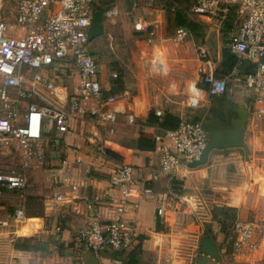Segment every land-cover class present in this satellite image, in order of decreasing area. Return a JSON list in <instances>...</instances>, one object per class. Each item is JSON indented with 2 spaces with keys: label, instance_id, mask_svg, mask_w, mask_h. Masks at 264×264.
Returning a JSON list of instances; mask_svg holds the SVG:
<instances>
[{
  "label": "crops",
  "instance_id": "1",
  "mask_svg": "<svg viewBox=\"0 0 264 264\" xmlns=\"http://www.w3.org/2000/svg\"><path fill=\"white\" fill-rule=\"evenodd\" d=\"M99 1L101 4L102 1ZM141 3V0H132L129 8L122 9L117 4H113L108 8H104V6L102 8L101 5L99 6L101 10L98 9L103 13V20L116 18L105 15L106 11L115 6L120 9V14L117 17L132 14V17L126 18L130 21V29H132V55L129 53L127 56L117 55L112 63L105 62L102 67L98 62L102 71L101 78L103 76L102 84L105 93L116 95L119 99L116 105L119 111L116 127L118 134L116 132V134H111L108 127L99 126L90 117L72 120L70 131L66 134L46 131L43 139L45 160L42 163L35 161L29 168L22 171L27 175L28 181H30V172L35 178L42 180L44 178L48 194L37 192L40 188L39 185H36L35 190L25 193V198H21L16 192L6 190L2 191L0 195L2 198L6 193L13 194L19 200L14 205L13 213H10L5 221L4 230L0 231V241L7 240L11 245L10 255L0 259V264H84L83 253L87 250L82 249L79 243V233L87 227L91 211L98 213L103 220L108 219L109 211L106 206L110 193L119 192L118 189L113 191L109 177L120 165H117L114 160L108 159L102 150H99L96 155L91 153L92 151L85 145L83 131L77 132L79 128L85 131H89V127L92 128L94 135L87 136L90 142L103 141L107 146L118 148L123 144L120 142L123 139L120 130L132 126L131 165L135 168L137 180L132 203H139L140 207L129 209L127 218L135 221L137 239L126 251L110 249L99 254L101 264H128L131 260L132 264H135L134 262L136 264H154L152 260L161 255L163 250L159 249L156 239L167 236V231H204V223L208 224L211 221L207 219L202 222L198 214L204 213L207 210L205 206H209L207 201L203 200V188L212 184L213 181L221 182L217 187L219 192L216 194H224V190L227 191L225 197L223 196V203L220 204L237 211L239 224H251L255 231H264V191L259 188L256 177L253 176V179L251 175L246 177L248 172L245 166L239 167L238 172L234 173L226 167L222 171L228 161L238 162L236 160L239 156L235 159L230 158L231 155H237V152L229 156L212 154L207 166L181 169L174 174L160 172V150L163 145L170 143L167 141L156 142L155 139L170 131L164 126L166 115L177 118L181 124L183 121H199L198 117L205 109H208L207 112L212 111L215 100H219L223 108H226L225 102L227 101L232 105L245 106L250 111L245 134V142L249 144L250 130L252 125L255 126L256 121L263 117L264 106L255 104L254 90H252L253 100L246 94L249 85L230 80L225 93L214 94L210 85L205 81L204 75L200 71V68H206L200 55L201 49L213 61L217 77L226 78L230 74L229 71L233 69L227 66L228 62L224 54L227 37H222L219 29L216 33L212 31L207 33V30H204V33L198 38L191 35L185 42L178 43L173 39L176 31L172 35L168 33L166 11L154 3L147 6H143ZM198 18L192 19L203 24L204 28L210 27L214 22V20ZM236 23L234 22L233 25ZM240 25L241 21L239 29ZM155 27H157V37L153 43H148L147 39ZM12 29L15 35L21 34V29L17 32L14 25ZM238 31L230 32V36ZM104 34L92 41H99ZM106 34L111 36V38L109 37L110 46L113 48L114 39L117 40V32H113V36L116 35L115 38L112 37V33ZM94 58L96 59L95 56ZM127 59H132V64L131 60L130 63H127ZM96 60L98 61V59ZM67 67L76 68L71 62H61L42 71L55 83V90L48 94L52 99L63 104H68L73 95L67 99L66 97L59 98L55 96V93L59 90L58 83L62 80L65 85L67 81L62 78L67 75ZM256 68V63L246 60L240 69V75L244 77L249 74L245 71L251 70L250 73H254ZM121 69L124 70L126 76L124 86L120 87L114 84L113 80L116 78L113 75H118ZM76 72L79 79L77 68ZM193 86L201 92V97L193 93ZM12 97L14 99L15 95ZM33 102L43 104L38 99L22 101L18 104L23 117L26 116L29 106ZM3 109L4 105L0 101V113ZM157 111H161L163 115L158 116ZM260 111H263L261 117ZM129 114L135 115L136 122L133 125L128 123ZM141 139H144L143 143L146 146L144 149L139 147ZM152 145L154 147L150 148L149 146ZM0 148L12 154L17 152L20 156L19 166H0V171L21 170L22 149L16 143L12 146L3 145L1 140ZM229 150L232 149L216 151ZM248 159H250V151ZM67 166L69 169H64ZM217 170L221 172L220 176L217 175ZM66 177L69 178L68 182L65 181ZM226 181H234L236 184L232 186ZM145 188H151L154 194L139 196ZM58 194H65L66 202L64 201L57 208L52 209ZM35 201L40 202V205L44 207L45 214L39 217H28L26 215L27 207ZM74 203L79 205L77 209ZM163 206L167 210V216L164 217L160 216L158 212L159 208ZM22 207L25 212V218L22 220L27 222L19 225L12 224L14 221H22L14 218L15 211ZM215 207L216 205L209 209L213 217L216 211ZM0 208L5 209L6 205H0ZM190 213L193 215H191V219H187V214ZM158 226L161 230H158ZM213 230L218 231L219 229L216 226L214 228L210 226L207 231ZM21 239L30 240L31 245L36 249L26 251L16 249L15 244ZM224 251V255L228 258Z\"/></svg>",
  "mask_w": 264,
  "mask_h": 264
},
{
  "label": "built area",
  "instance_id": "2",
  "mask_svg": "<svg viewBox=\"0 0 264 264\" xmlns=\"http://www.w3.org/2000/svg\"><path fill=\"white\" fill-rule=\"evenodd\" d=\"M188 14L216 20L221 25L236 12L241 21L240 29L229 38V49L236 57L235 69L226 77L219 78L213 61L201 49L200 55L206 68H200L205 81L214 94L225 93L228 81L249 85L255 93V104L264 106V0H189ZM15 13L14 26L21 34L15 35L12 27L3 17L4 0H0V101L4 105L0 113V140L3 145L16 143L23 152L22 169L0 171V195L2 191H13L25 198L29 185L24 169L35 161L45 160L43 139L46 131L66 134L74 119L90 117L111 134L116 132L119 111L116 95L105 93L102 71L98 61L90 53L92 18L97 11V0H11ZM118 7L106 11L107 17H117ZM185 27H179L173 39L185 42L191 37ZM157 27L147 41L153 43ZM248 60L256 63L254 73L242 77L240 69ZM61 62H71L79 73V86L68 104L55 101L48 92L55 90L51 77L44 69ZM115 78L117 74L113 75ZM15 95V100L12 96ZM38 99L43 104L31 103L23 117L18 104ZM260 117L263 111H260ZM162 116L161 111H157ZM135 115H128V123L135 124ZM210 135L201 121H183L175 130L157 136L156 142L163 145L160 172L174 174L189 168L199 161L208 146ZM64 169H69L65 167ZM65 181H69L66 177ZM111 192L106 208L107 220L98 213L90 212L89 223L79 233L82 249L94 251L97 255L110 250L126 251L137 239L135 221L127 218L129 209H138L139 203H132L134 186L137 183L135 168L131 164L118 166L110 175ZM151 188L141 191L142 195H153ZM65 194L55 198L57 208L66 202ZM76 204V203H74ZM78 204L75 205L77 209ZM160 216H167L165 207L159 208ZM16 220L25 218L24 207L17 209ZM59 230V229H58ZM228 250H232L234 264H264V231H255L251 224H239Z\"/></svg>",
  "mask_w": 264,
  "mask_h": 264
},
{
  "label": "rangeland",
  "instance_id": "3",
  "mask_svg": "<svg viewBox=\"0 0 264 264\" xmlns=\"http://www.w3.org/2000/svg\"><path fill=\"white\" fill-rule=\"evenodd\" d=\"M97 0V3L95 5V8L97 11H99V6L102 5V8H108L111 7L113 4H117L120 6V8H129L131 7L132 0ZM179 1L183 6L189 5V0H176ZM141 4L143 6H147L150 3H154V5H157L159 7H162L167 15L173 7L171 5V0H141ZM2 14L3 17L6 19V22L8 25L13 26L15 22V13L13 11V4L11 0H4V6H3ZM132 17V14H124L121 17H116L115 19H104V27L106 29V33H112V37L115 38L116 35L113 36V32H117V40L114 39V46L113 48L110 46L111 36L108 34H104L103 37L100 38L99 41L91 40L90 43V53L98 59V62L100 63L101 67L102 64L105 62L110 64L112 63L117 55H132V29H130L131 24L130 21L126 18ZM192 18H198V17H192ZM114 20V21H113ZM199 20V18H198ZM231 20H234V22H237L235 25L232 24H225L222 25L218 23V21L214 20L212 25L210 27L203 28V31L207 30V33L209 31H212L213 33H216L217 29L220 30V34L222 37L228 36L230 37V32H236L239 30V23L238 15L236 12L233 13V16ZM238 20V21H237ZM132 22V21H131ZM233 22V23H234ZM219 24V25H218ZM237 26V27H236ZM204 33V32H203ZM229 42V41H228ZM118 44V45H117ZM129 53V54H128ZM131 64H132V59ZM130 60L127 59V63H130ZM66 76L62 77L63 79H66L65 85L63 81L61 80L58 84L59 90L55 93V96L57 97H68L75 94L77 91V88L79 86L80 80L77 78V72L76 68H70L67 67ZM103 78V76H102ZM74 87V88H73ZM76 87V88H75ZM253 89L249 87L247 89L246 94L252 98H254L253 95ZM250 100V99H249ZM83 131L84 137H85V145L88 147L91 153L94 155L98 154L99 150H102L105 155H107L108 159L114 160V162L117 163V165H125V164H132V126H127L124 129L120 130L121 138L123 137L120 142L121 147L118 148H112L111 146H107L103 141L99 142H90L87 136H93L94 133L92 131V128L89 127V131H85L84 129H77V132ZM92 131V132H91ZM105 132V131H104ZM103 132V133H104ZM117 133V131H116ZM115 133V134H116ZM118 134V133H117ZM120 138V139H121ZM126 138V139H125ZM248 149L250 151V159L247 160L245 156L244 149H232L229 151H213V155L215 154H222L223 156H229L230 154L236 153L237 155H231L230 158H237L236 161L233 162L228 161L227 164L223 166L222 171L226 167L230 172H238L239 167H246V170L248 172L246 177H256V181L259 184V188L263 189L264 191V115L260 120L256 121V125H252V129L250 130L249 136H248ZM15 149V148H14ZM16 151V150H14ZM212 154L210 156V159L212 157ZM20 165V156L17 154V152L9 153L0 148V166L3 167H17ZM207 166V165H206ZM31 173V172H30ZM29 173L30 181L29 186L26 190V193L31 190H35V186L39 185V191L42 194L47 195L48 194V188L44 184V178L38 179L35 178L33 175ZM220 173L217 170V175ZM223 174V173H222ZM224 175V174H223ZM32 177V178H31ZM249 181V180H248ZM255 181V180H254ZM227 184H232L234 186L236 183L234 181H226ZM221 182L213 181L212 184L207 185L204 187V195L203 200H206L209 206L206 207V211L204 213H199L198 216L200 220L203 222L207 219L211 221V223H204V231H167V236H161L156 239V243L158 242L159 249H163L161 252V255L155 257L154 264H197V259L200 256L199 252V246L200 242L203 236L207 235L209 232L212 235L213 238H215L216 242L218 243V246L221 250L224 249L225 246H228L231 243V239L234 237L237 228H238V213L236 210L224 206L220 203H223L224 201V195L227 193L226 190H224V194H216L219 192V189L217 188ZM213 185V186H212ZM233 190V189H232ZM209 194V195H208ZM41 195V194H40ZM224 196V197H223ZM44 197V196H43ZM14 201V202H12ZM19 202L16 195L6 193L4 197L1 198L0 196V205H6V208H0V231H3L5 227V221L8 219L9 214L13 213L14 205H16ZM217 202V204H216ZM214 205H216L215 210L218 211V206L225 207L224 214L221 216L220 220H217L213 217L212 213L209 211V209L214 208ZM202 210V209H201ZM204 211V210H203ZM212 211V210H211ZM202 212V211H201ZM45 214V209L42 205H40V202L35 201L34 203H31L27 207L26 215L28 217H39ZM191 215L193 214H187V219H191ZM11 218V217H10ZM13 218V214H12ZM13 220V219H11ZM24 221V222H23ZM26 220L13 222L12 224H24L26 223ZM185 226V225H183ZM210 226H216L218 227V231H207ZM161 247V248H160ZM229 248V247H226ZM227 253V256H224V263L223 264H233V257H232V250L229 249L227 252V249L224 251ZM11 253V245L10 242L7 240L0 241V259H4V257H8ZM150 261V263H152Z\"/></svg>",
  "mask_w": 264,
  "mask_h": 264
},
{
  "label": "water",
  "instance_id": "4",
  "mask_svg": "<svg viewBox=\"0 0 264 264\" xmlns=\"http://www.w3.org/2000/svg\"><path fill=\"white\" fill-rule=\"evenodd\" d=\"M104 32L103 13L96 11L92 18L91 40L104 34ZM225 105L226 108H223L221 102L215 100L212 111L207 112L208 109H205L198 117V120L203 123L204 128L209 133L210 139L202 158L190 164L189 168L195 169L207 165L215 150L242 148L245 150L247 158L249 157L245 134L250 119V111L245 106L232 105L228 101L225 102ZM199 252L197 264L224 263V253L211 234L202 237ZM83 261L84 264H101L99 256L94 251H85Z\"/></svg>",
  "mask_w": 264,
  "mask_h": 264
},
{
  "label": "trees",
  "instance_id": "5",
  "mask_svg": "<svg viewBox=\"0 0 264 264\" xmlns=\"http://www.w3.org/2000/svg\"><path fill=\"white\" fill-rule=\"evenodd\" d=\"M172 3L171 5H173L171 11L169 13H167V23H168V33L169 35H172L174 33V31H176L177 28L179 27H185L187 29L190 30L191 34L194 36V37H199L203 34V28H204V25L199 22H196L194 21L190 15L188 14V7L189 5H182L184 3H181L179 1H176V0H171ZM101 10V9H99ZM233 15L230 16V18L225 21V24H232L233 25V22L234 20H231ZM228 38V36H227ZM225 39V58L227 60V66L230 68V69H234L235 65H236V57L231 53L228 45H229V38L228 39ZM234 66V67H233ZM117 69V68H116ZM232 69V70H233ZM232 70L229 71V73L232 72ZM246 73H250L252 72L251 71H245ZM217 75V74H216ZM125 72L123 69L119 70V74L118 76L116 77V79H114V84L115 85H118V86H124V79H125ZM180 121L171 116V115H166V118H165V122H164V126L168 129V130H173V129H176L178 128L180 125ZM144 142V139H141L140 140V144H139V147L144 149L146 146L145 144L143 143ZM150 148H153L154 145L152 146H149ZM218 211L216 210L214 212V218L217 219V220H220L221 219V216L224 214V211H225V207L223 206H218ZM158 230H161V228H159L158 226ZM210 234V233H208ZM215 239V238H214ZM229 246V245H228ZM228 246H225L223 251L226 250ZM15 248L18 249V250H34L36 249L33 245H31V242L30 240H19L16 244H15ZM136 264V262H134ZM127 264V263H126ZM128 264H132V260L128 262Z\"/></svg>",
  "mask_w": 264,
  "mask_h": 264
},
{
  "label": "bare ground",
  "instance_id": "6",
  "mask_svg": "<svg viewBox=\"0 0 264 264\" xmlns=\"http://www.w3.org/2000/svg\"><path fill=\"white\" fill-rule=\"evenodd\" d=\"M0 5H1V3H0ZM192 91H193V93H195L196 96L201 97V92L199 90H197L194 86L192 87ZM238 190H240V189H238Z\"/></svg>",
  "mask_w": 264,
  "mask_h": 264
},
{
  "label": "flooded vegetation",
  "instance_id": "7",
  "mask_svg": "<svg viewBox=\"0 0 264 264\" xmlns=\"http://www.w3.org/2000/svg\"><path fill=\"white\" fill-rule=\"evenodd\" d=\"M208 115V114H207ZM225 256V255H224Z\"/></svg>",
  "mask_w": 264,
  "mask_h": 264
}]
</instances>
